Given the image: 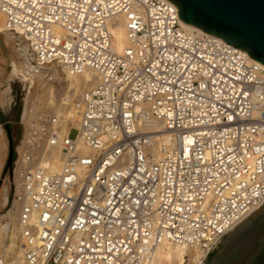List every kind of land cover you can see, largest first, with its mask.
I'll return each mask as SVG.
<instances>
[{
	"label": "built area",
	"instance_id": "2783aa9c",
	"mask_svg": "<svg viewBox=\"0 0 264 264\" xmlns=\"http://www.w3.org/2000/svg\"><path fill=\"white\" fill-rule=\"evenodd\" d=\"M177 12L167 0H0L36 63L94 74L69 108L30 100L21 118L10 188L26 264H152L163 241L204 264L264 206V69L186 32ZM156 122L169 134L158 146Z\"/></svg>",
	"mask_w": 264,
	"mask_h": 264
},
{
	"label": "water",
	"instance_id": "95a60500",
	"mask_svg": "<svg viewBox=\"0 0 264 264\" xmlns=\"http://www.w3.org/2000/svg\"><path fill=\"white\" fill-rule=\"evenodd\" d=\"M167 1L178 9L183 23L221 38L264 66V0ZM12 154L11 150L9 169ZM263 250L264 206L228 233L205 264H254Z\"/></svg>",
	"mask_w": 264,
	"mask_h": 264
},
{
	"label": "rangeland",
	"instance_id": "374dc122",
	"mask_svg": "<svg viewBox=\"0 0 264 264\" xmlns=\"http://www.w3.org/2000/svg\"><path fill=\"white\" fill-rule=\"evenodd\" d=\"M6 33L5 39H0V225L7 220L12 211L10 174L17 157V148L20 146L22 132L20 121L26 102L30 95L32 98L35 95L40 99L42 97L46 99L47 95L44 94L48 89L53 91V95L58 92L59 97H62L61 83L66 89L64 75L59 68L54 65L39 66L28 43L19 35ZM79 94L77 88L69 96L75 99ZM69 113L71 112L69 111L67 115ZM7 128L12 136V148L9 146ZM76 133L75 130H71L70 139H73ZM11 150L13 160L9 169L6 164ZM0 247L2 248L1 238Z\"/></svg>",
	"mask_w": 264,
	"mask_h": 264
},
{
	"label": "bare ground",
	"instance_id": "6f19581e",
	"mask_svg": "<svg viewBox=\"0 0 264 264\" xmlns=\"http://www.w3.org/2000/svg\"><path fill=\"white\" fill-rule=\"evenodd\" d=\"M180 22H181V26H182L183 30H185L186 32L193 34V35L196 34L199 36L206 35L202 31H200L199 29H197L191 25L185 24L181 20H180ZM6 32H8V31L5 28V25L3 24L2 21H0V39H3V40L5 39V33ZM111 33L114 37V39H113L114 50L117 53L122 52L127 46V38H126L124 26L122 25V23L115 25V27H111ZM13 34L19 35L20 37H22V39L24 41L27 42V40L21 34V32L13 33ZM206 36H210V35H206ZM213 37H215V36H213ZM216 38H219V37H216ZM28 46H29V48H30V50L34 56L33 50H32L29 43H28ZM34 59H35V56H34ZM253 62H255V64H257L260 68L264 69V66L262 64L254 61V60H253ZM36 64H38V63H36ZM39 66H47V65H39ZM54 66L58 68V66H56V65H54ZM60 71L63 72L65 83H66V89H64L63 83H61V86H60V88L63 87L62 97L56 98L53 95V91L51 89H48L47 91H45L46 93L44 95H47L46 99H44L43 97L40 99V98L36 97L35 95L32 98L30 95L27 102H26L24 111H23L22 121L24 120L26 112H27L28 107H29V102H30L29 99L32 98V101L36 104L38 102L44 101V103L47 105V107L55 106L56 103L59 101V102H62V104L64 105L65 108H69L68 105H70V103L72 101L71 96H69L70 93L75 91V89H77V88H78V92L82 93L87 88L91 87L94 84V80H93L94 74L92 72H90L89 70L84 71L80 75H72V74L68 73L65 69H60ZM81 89H83V90H81ZM70 114L71 113H69L66 117L67 118L70 117V118H72V120H74L73 115H70ZM146 129L156 133L155 134V136H156V139H155L156 142L155 143L157 146H158V144H161L163 142H167L169 139V134H168V132L164 131V125L162 122H156L153 125H148L146 127ZM79 150L83 153L88 152V150L80 144H79ZM156 155H158V154L156 153ZM40 164H41V166H43L44 163L41 162ZM49 168L52 172L59 171L60 170L59 161L57 159H55V161L50 164ZM262 208H263V206L258 208L257 210H255L249 217L258 213ZM19 211H20V205L17 203H13L12 204V211L7 216V220L4 221L2 223V225H0L1 226L0 227L1 228L0 238L2 239V248L0 247V255H3V257H5L6 264H26L23 260V254H22V250L20 247V241H19L20 234H19V227H18V223H17ZM201 256H202L201 251H199L195 248H186V247H182L179 245L172 244V243L167 242V241H163L160 245H158V247L156 249L155 258H154L152 264H198Z\"/></svg>",
	"mask_w": 264,
	"mask_h": 264
},
{
	"label": "trees",
	"instance_id": "16d2710c",
	"mask_svg": "<svg viewBox=\"0 0 264 264\" xmlns=\"http://www.w3.org/2000/svg\"><path fill=\"white\" fill-rule=\"evenodd\" d=\"M6 133H7V137H8V142H9V146L12 148V136L11 133L9 131V129H6ZM214 254V252L209 255L208 259ZM254 264H264V250L260 253V255L257 256Z\"/></svg>",
	"mask_w": 264,
	"mask_h": 264
}]
</instances>
